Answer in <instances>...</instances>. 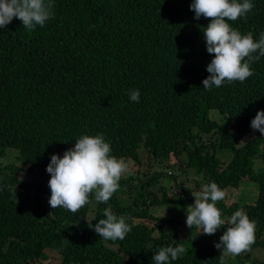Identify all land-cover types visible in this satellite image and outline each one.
Wrapping results in <instances>:
<instances>
[{
	"label": "trees",
	"instance_id": "obj_1",
	"mask_svg": "<svg viewBox=\"0 0 264 264\" xmlns=\"http://www.w3.org/2000/svg\"><path fill=\"white\" fill-rule=\"evenodd\" d=\"M191 3L54 0L43 27L29 31L14 18L0 28V264H154L159 248L177 245L186 252L170 264H227L213 247L187 242L191 233L180 239L175 231L183 223L177 216L186 218L194 203L192 193L202 190L177 181L174 173L190 170L221 190L239 188L247 176L257 183L253 205L221 200L216 206L222 219L243 210L256 221L255 243L237 263L264 250V136L250 126L264 110V57L244 82L203 88L213 58L203 38L210 21L196 20ZM252 3L246 19L229 23L258 40L264 0ZM132 89L139 90V103L129 100ZM97 134L111 155L152 167L121 178L107 203L96 202L91 220L94 193L78 213L52 209L51 155L62 157L82 135ZM170 155L178 164L167 163ZM35 172L39 181L27 177ZM168 181L178 189L169 196ZM178 193L192 203L180 208ZM105 208L132 227L124 240L106 241L90 227L106 218ZM50 250L59 253L58 262L49 261Z\"/></svg>",
	"mask_w": 264,
	"mask_h": 264
},
{
	"label": "clouds",
	"instance_id": "obj_2",
	"mask_svg": "<svg viewBox=\"0 0 264 264\" xmlns=\"http://www.w3.org/2000/svg\"><path fill=\"white\" fill-rule=\"evenodd\" d=\"M254 6L252 0H192L190 10L195 13L194 18L199 20L203 16L210 21L203 27V38L206 51L213 54V58L206 66L209 75L202 81L203 88L210 90L225 83L244 82L254 74L251 64L264 57V32L254 40L252 32L241 34L229 23L246 19ZM53 7L54 0H0V28H5L14 18L29 31L37 26L43 27L52 19ZM127 95L130 101L139 103L138 89L129 90ZM250 126L264 136V110L256 112ZM111 151L104 135L97 134L82 135L75 140L74 147L64 151L62 157L51 155L46 166V172L50 174V207L63 208L75 214L89 203L92 193L97 202L107 203L129 169L128 163L111 155ZM167 163L178 164L173 155ZM192 196L194 203L187 207L186 212L187 227H196L202 234L214 235L227 225L219 242L214 243L215 248L222 250L223 255L231 256L251 250L255 243L256 221L250 220L243 210L222 219L216 203L225 198V192L215 182L204 184L202 190L192 193ZM104 216L106 218L90 226L104 240H124L131 232L132 227L126 218L116 216L111 208H105ZM65 242L70 243L66 239ZM185 252L182 245L161 247L152 260L154 264H170Z\"/></svg>",
	"mask_w": 264,
	"mask_h": 264
},
{
	"label": "rangeland",
	"instance_id": "obj_3",
	"mask_svg": "<svg viewBox=\"0 0 264 264\" xmlns=\"http://www.w3.org/2000/svg\"><path fill=\"white\" fill-rule=\"evenodd\" d=\"M242 144V143H241ZM10 157H12V155H10ZM222 157H227V153H223ZM126 163H128L129 165V169L128 171L121 177L122 180L123 178L128 177L129 175H132L133 177L136 176V172L140 169V168H146L147 166L152 167V164L148 165V163L146 161H144V165H137L134 163V161L130 160H125ZM226 162V159H223V163ZM261 165V161L258 160L256 162V167ZM144 170V169H143ZM172 172V171H171ZM174 172H172L173 174ZM177 176V181H182L183 184L185 185V187L190 188V190L195 191L196 189H202V186L204 184H207V178L203 177L202 175H198L195 173V171H187L186 172H181L179 171L178 173H174ZM38 173L35 172L33 174V176H27V177H32L33 180H38ZM25 178V177H24ZM121 180V179H120ZM172 181H168L167 185L165 186L167 191V195L169 196V191L172 192V194H174V192L178 191V189L174 188V184L171 183ZM200 186L201 188L197 187ZM225 192V198L223 199L224 202L227 204V206H233L234 203L240 204L242 207L245 206H250L253 205L254 201L256 200L257 194H258V188H257V183H255L254 181L250 180V177H244L243 180L240 183L239 188H227L226 190H223ZM194 193V192H193ZM32 197H34V193H31ZM158 195L161 197V193L159 192ZM49 198V196L47 197ZM96 200H93V202L90 205V208L88 210V214H87V219L91 220L94 215H95V208H96ZM175 202H178L180 205L179 207L181 208L182 205L185 207V205H190L192 203V199H187V198H183V196L180 195V193H178L175 197ZM157 212H159L161 215L163 216H167L166 214L167 211L163 208L160 207L158 209H156ZM178 219L182 220V224H180L176 228V232L179 235L180 239H185L184 235L185 234H189L191 233V235H193V241H187L192 243L193 245H204V246H211L213 247L216 251H218L223 257L224 259L227 261V264H239L236 261V256H231V255H223L221 253L222 250L215 248L214 243L219 242V238L220 236L223 234V232L226 230V226L225 227H221L217 230V232L214 235H206V234H202L201 230L199 228L193 227L192 229H190L189 227L186 226V218H184V215H179L177 216ZM226 220V219H225ZM152 222H149V225H151ZM50 254V259L49 261L56 263L59 261L60 259V255L57 251H53L50 250L48 251ZM249 261L247 264H252L251 262L254 259L259 260L260 262L264 261V250L261 248H255L251 251V256L249 257ZM242 259H244L242 257ZM245 260V259H244Z\"/></svg>",
	"mask_w": 264,
	"mask_h": 264
}]
</instances>
